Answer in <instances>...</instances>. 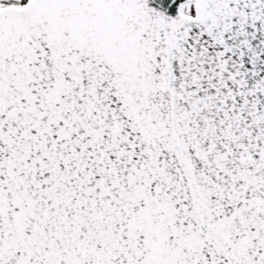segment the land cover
Listing matches in <instances>:
<instances>
[{
	"label": "snow or ice",
	"instance_id": "snow-or-ice-1",
	"mask_svg": "<svg viewBox=\"0 0 264 264\" xmlns=\"http://www.w3.org/2000/svg\"><path fill=\"white\" fill-rule=\"evenodd\" d=\"M0 264H264V0H0Z\"/></svg>",
	"mask_w": 264,
	"mask_h": 264
}]
</instances>
